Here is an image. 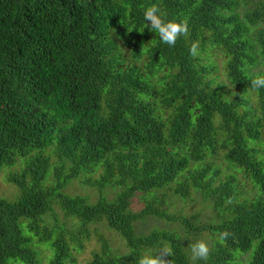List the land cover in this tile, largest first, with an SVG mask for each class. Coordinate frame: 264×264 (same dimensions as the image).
Listing matches in <instances>:
<instances>
[{
	"label": "trees",
	"instance_id": "obj_1",
	"mask_svg": "<svg viewBox=\"0 0 264 264\" xmlns=\"http://www.w3.org/2000/svg\"><path fill=\"white\" fill-rule=\"evenodd\" d=\"M152 5L166 22L186 20L188 36L164 44L144 19ZM237 7L236 0H0V168L22 160L8 176L17 201L0 199V264H42L41 246L51 251L47 264H75L73 251L92 235L98 250L87 264H136L165 245L171 264H193L175 229L138 234L150 218L178 223L187 239L212 237L209 260L195 264H264V88H251L264 75L253 71L264 60V28L252 32L264 23V0L243 20ZM207 49L225 56L227 81L242 90L233 99L207 79ZM51 158L53 182L43 187ZM80 177L97 190L94 203L63 193ZM243 179L252 194L243 193ZM107 187L119 189L110 200ZM191 194L209 203L208 222L168 211L170 197ZM135 196L139 211L131 209ZM54 206L76 221L71 229L46 223ZM94 224L119 235L128 252L92 234Z\"/></svg>",
	"mask_w": 264,
	"mask_h": 264
},
{
	"label": "rangeland",
	"instance_id": "obj_2",
	"mask_svg": "<svg viewBox=\"0 0 264 264\" xmlns=\"http://www.w3.org/2000/svg\"><path fill=\"white\" fill-rule=\"evenodd\" d=\"M238 3L237 12L240 14V18L244 19V13L247 10H251L253 8V4L256 2V0H236ZM256 28L252 30L253 33L256 32L257 29L264 28V23L255 26ZM252 33V34H253ZM200 54V53H199ZM203 55V64H207L208 67L213 69V72L207 75L208 80H213L214 85L220 84V90L219 93L224 94V98L226 99H233L236 95L239 94V91L241 92V89H237L232 87L226 78L225 74V56L222 52H220L217 49H207ZM201 56V55H200ZM199 56V57H200ZM208 59L206 60V58ZM253 71H260L264 73V60L262 58L258 59V66L257 69H254ZM242 93V92H241ZM245 97H249L250 101L252 103L255 102V95L254 93H244ZM260 149L264 152V143L260 147ZM44 154L46 156L48 155V151H44ZM22 160L20 159L18 162H16L13 166L8 167H2L0 168V199L5 200L7 202H16L20 191L19 189L14 186L12 183L8 181V176L10 174H15L20 172L22 168ZM54 168V159L51 158L49 172L46 175L45 180L42 183V186H49L52 184V170ZM98 175V174H96ZM95 175V176H96ZM83 179L80 177L78 179H75L67 184V186L63 189V193L70 197H86L89 200V203H94L98 197L99 194L96 189L90 186H85ZM244 183V190L243 193L245 194H252V187L251 185L246 182L244 179L242 180ZM119 192L118 188H110L107 187L103 193L102 196L110 200L116 196V194ZM142 199L139 198V196H135L132 199L131 202V209L133 211H139L143 207V203L141 201ZM168 208V211L172 214H180L184 217H190L191 215H194L196 213H199V219L201 221H206L214 216V213L209 205V203H203L200 199V197L197 194H191V198L187 201H181L176 197H170L169 199V205L166 206ZM54 215V217H53ZM54 219L56 220L57 224H66L67 228L71 229L72 225L76 224V221L73 219L65 218L61 210L57 207H53V212L48 213L45 216V221L48 225H52L54 222ZM90 231L92 234L97 233L103 235L109 242L114 251H116L119 254L125 255L128 250L125 246V242L123 239L117 235L115 232L107 229L104 224H94L89 226ZM176 230L181 233L182 240L185 245V250L188 252L190 259H191V250L188 247L189 243L196 242L197 240H204L206 241L209 246H211V242L213 241L212 237H210L208 234L203 233L199 237H189L188 239L185 237V235L182 233L181 227H179L178 223H170L163 219H154L150 218L146 222H143L141 224H137V231L140 235H145L151 232L152 230ZM94 231V233H93ZM98 243L96 238L92 235L91 239L89 241L84 242V248L80 252H74L73 256L75 258V264H87L91 258L93 252L98 250ZM149 255H153V253H145ZM39 255L41 257V263L47 264L49 258L51 257V251L49 248L41 246ZM192 260V259H191Z\"/></svg>",
	"mask_w": 264,
	"mask_h": 264
},
{
	"label": "clouds",
	"instance_id": "obj_3",
	"mask_svg": "<svg viewBox=\"0 0 264 264\" xmlns=\"http://www.w3.org/2000/svg\"><path fill=\"white\" fill-rule=\"evenodd\" d=\"M163 13L158 6L152 5L144 12V19L149 23L151 29L155 30L161 41L169 46H175L181 37H187L189 34V24L186 20L180 22L168 21L163 19ZM199 41H194L189 49L190 55L193 57L198 55ZM251 88L259 90L264 88V75H257L251 80ZM230 236L228 231L220 233L221 239H227ZM188 247L191 250V259L193 264L197 260L208 261L212 248L204 240H197L196 242L189 243ZM173 252L171 247L165 245L160 251L159 255H142L136 264H171V260H166L165 257H172Z\"/></svg>",
	"mask_w": 264,
	"mask_h": 264
}]
</instances>
